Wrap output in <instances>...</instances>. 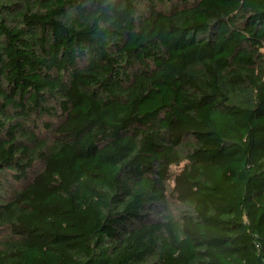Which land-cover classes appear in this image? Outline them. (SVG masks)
<instances>
[{"label":"trees","instance_id":"16d2710c","mask_svg":"<svg viewBox=\"0 0 264 264\" xmlns=\"http://www.w3.org/2000/svg\"><path fill=\"white\" fill-rule=\"evenodd\" d=\"M0 264H264V0H0Z\"/></svg>","mask_w":264,"mask_h":264},{"label":"rangeland","instance_id":"374dc122","mask_svg":"<svg viewBox=\"0 0 264 264\" xmlns=\"http://www.w3.org/2000/svg\"><path fill=\"white\" fill-rule=\"evenodd\" d=\"M176 169H178V168H176Z\"/></svg>","mask_w":264,"mask_h":264}]
</instances>
